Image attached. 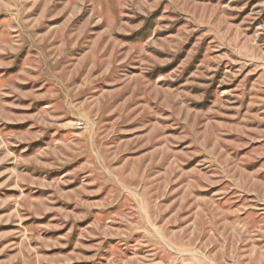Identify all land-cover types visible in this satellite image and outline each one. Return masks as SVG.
I'll use <instances>...</instances> for the list:
<instances>
[{
    "label": "rangeland",
    "instance_id": "obj_1",
    "mask_svg": "<svg viewBox=\"0 0 264 264\" xmlns=\"http://www.w3.org/2000/svg\"><path fill=\"white\" fill-rule=\"evenodd\" d=\"M0 264H264V0H0Z\"/></svg>",
    "mask_w": 264,
    "mask_h": 264
},
{
    "label": "built area",
    "instance_id": "obj_2",
    "mask_svg": "<svg viewBox=\"0 0 264 264\" xmlns=\"http://www.w3.org/2000/svg\"><path fill=\"white\" fill-rule=\"evenodd\" d=\"M82 124V122H77V126H81Z\"/></svg>",
    "mask_w": 264,
    "mask_h": 264
},
{
    "label": "bare ground",
    "instance_id": "obj_3",
    "mask_svg": "<svg viewBox=\"0 0 264 264\" xmlns=\"http://www.w3.org/2000/svg\"><path fill=\"white\" fill-rule=\"evenodd\" d=\"M143 204V203H142Z\"/></svg>",
    "mask_w": 264,
    "mask_h": 264
}]
</instances>
